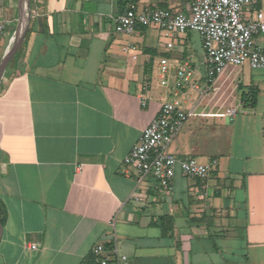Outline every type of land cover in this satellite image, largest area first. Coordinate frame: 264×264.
I'll use <instances>...</instances> for the list:
<instances>
[{
	"label": "crops",
	"instance_id": "1",
	"mask_svg": "<svg viewBox=\"0 0 264 264\" xmlns=\"http://www.w3.org/2000/svg\"><path fill=\"white\" fill-rule=\"evenodd\" d=\"M133 2L190 8V0H31L22 50L0 87L8 212L0 264H82L99 244L117 246L129 264H264V70L231 66L210 86L200 36L197 65L192 34L168 50L155 28L115 32ZM19 15L20 0L18 25ZM185 64L192 83L178 90L170 80ZM251 88L254 108L241 102ZM173 101L197 106L198 116L170 152L219 167L208 180L178 172L172 192L157 191L125 159ZM232 106L233 121L218 116Z\"/></svg>",
	"mask_w": 264,
	"mask_h": 264
},
{
	"label": "built area",
	"instance_id": "2",
	"mask_svg": "<svg viewBox=\"0 0 264 264\" xmlns=\"http://www.w3.org/2000/svg\"><path fill=\"white\" fill-rule=\"evenodd\" d=\"M139 26L166 31L170 38L197 33L202 40L207 69L206 79L214 86L229 67L264 70V47L257 44V37L264 36V0H190L187 12L171 9L129 4L124 13L115 19V32L131 36ZM8 29L0 3V45ZM167 49L174 48V40ZM133 49L128 45L125 50ZM168 61H162V71H169ZM193 72L188 64L177 72L178 90L191 86ZM144 104V103H143ZM238 114L235 106L220 117L232 121ZM197 106L187 110L179 101L162 105L158 117L140 136L137 145L125 159L128 169H132L139 184L152 181L157 191L172 192L173 182L180 172L189 179L208 180L218 169V160L200 163L195 158H178L169 146L181 132L185 124L196 118ZM32 250L38 246L32 245ZM98 264H129L127 256L119 252L117 246L107 248L104 244L94 247Z\"/></svg>",
	"mask_w": 264,
	"mask_h": 264
},
{
	"label": "rangeland",
	"instance_id": "3",
	"mask_svg": "<svg viewBox=\"0 0 264 264\" xmlns=\"http://www.w3.org/2000/svg\"><path fill=\"white\" fill-rule=\"evenodd\" d=\"M1 1H3V3H5L4 4L5 8H6L5 9L6 10L5 18H6L7 22H8V29H7L6 34H5L4 38L2 39V42H1V45H0V62H1L2 58H3V56L5 55V53L7 52V50L12 46V44H14L15 38H16V36L18 34V27H19L18 21H17L18 20V17H17V4H18L19 0H1ZM11 1L15 3V7L14 8H12L11 5H10ZM160 32H161V34H162V36H163L165 41H167L168 38L169 39H173L174 42L178 43V45H179L180 41L185 40L186 38H188L189 35L192 34V36L194 38L193 39V44H192V46H193L192 47V49H193L192 57H193V60L196 62V64L200 65L203 53H202V49H201V42H200V39H199V35L197 33L189 32V33H187L185 35H179L177 37L170 38L166 31H160ZM259 41H261V42L263 41L264 42V36L260 37ZM263 47H264V44H263ZM21 50H22V47L19 49V52H21ZM15 61H16V59L11 61L9 68H11L14 65ZM244 68L248 69V70H252L249 65H246ZM175 83H176V79L170 80L171 86H173V87L176 86ZM193 107L194 106L191 104L186 109L189 110V109H192ZM169 148H170V146H169Z\"/></svg>",
	"mask_w": 264,
	"mask_h": 264
},
{
	"label": "water",
	"instance_id": "4",
	"mask_svg": "<svg viewBox=\"0 0 264 264\" xmlns=\"http://www.w3.org/2000/svg\"><path fill=\"white\" fill-rule=\"evenodd\" d=\"M32 19L31 0H20V15H19V27L18 34L15 38L14 44L7 50L0 62V87L4 78V75L8 69L9 64L15 58L17 52L22 47L26 35L29 30V26ZM2 227L0 224V239L2 236Z\"/></svg>",
	"mask_w": 264,
	"mask_h": 264
},
{
	"label": "trees",
	"instance_id": "5",
	"mask_svg": "<svg viewBox=\"0 0 264 264\" xmlns=\"http://www.w3.org/2000/svg\"><path fill=\"white\" fill-rule=\"evenodd\" d=\"M19 52V51H18ZM18 52L13 60L16 59ZM12 60V61H13ZM10 66V65H9ZM257 95L258 92L254 88H251L248 93H244L241 96V102L245 107H251L254 108L256 106L257 102ZM8 218V212L5 204L0 199V224L2 227V230L7 222ZM108 248V247H107ZM82 264H98L96 255L92 252L84 261Z\"/></svg>",
	"mask_w": 264,
	"mask_h": 264
}]
</instances>
